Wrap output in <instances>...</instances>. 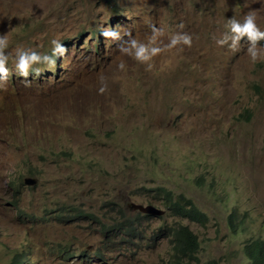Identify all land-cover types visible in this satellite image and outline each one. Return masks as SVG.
I'll use <instances>...</instances> for the list:
<instances>
[{"label":"rangeland","instance_id":"obj_1","mask_svg":"<svg viewBox=\"0 0 264 264\" xmlns=\"http://www.w3.org/2000/svg\"><path fill=\"white\" fill-rule=\"evenodd\" d=\"M250 12L264 30L262 0H0L9 40L0 264H12L17 248L30 264H167L171 239L160 231L179 223L197 235L196 264L250 263L244 246L264 242V60L250 61L246 37L236 51L216 44L228 18ZM151 25L164 30L156 46L175 32L192 43L158 53L146 71L119 45L125 33L147 43ZM53 39L63 57L54 69L34 64L41 71L30 69L25 86L17 48L51 56ZM156 186L183 193L208 221L171 215ZM148 204L163 213L141 211Z\"/></svg>","mask_w":264,"mask_h":264},{"label":"clouds","instance_id":"obj_2","mask_svg":"<svg viewBox=\"0 0 264 264\" xmlns=\"http://www.w3.org/2000/svg\"><path fill=\"white\" fill-rule=\"evenodd\" d=\"M262 2H264V0H262ZM117 15L119 14H116V16ZM150 27L152 34L148 38L147 43L138 41L137 39L131 37L130 34L125 33V35H127L129 38L127 40H123L119 45L120 51L122 53L127 54L139 63L145 64L146 71L152 68L151 58L156 56L158 53H161L167 49L175 48L178 45L191 47L192 38L185 32L172 33L169 36L168 43L166 45L161 43L160 46H156L158 38L164 35V30L153 25ZM177 27L183 28V24L181 23L177 25ZM224 28L226 31L219 39L216 40L217 45L227 46L229 49L236 51L241 37H246V40L249 42L247 54L250 61L255 64L258 60H264V45H262L261 48H257V41L264 40V30H261L256 24L255 13L250 12L246 14L242 21H238L234 18H228ZM99 32L105 38L110 37L113 40H119L121 38L119 33L109 28H101L99 29ZM96 34L97 32H90V36L95 37ZM50 43L52 45L51 56L48 53L41 54L34 50L17 48L14 57L15 74L22 78L25 86L29 84L27 77L29 75V70L32 69L34 64H38L41 61H47L48 65L54 69L55 57L57 54L63 57L65 53V47L61 45L60 41L53 39ZM8 46V36L0 35V81H6L9 76V69L6 67L7 62L9 61V54L5 52V49L8 48ZM117 67L123 70L125 65L123 62H121L117 65ZM32 71L33 74L38 75L41 70L32 69ZM97 91H104L103 84L100 88H98ZM25 254L27 256V250L25 251ZM27 258L29 260L28 256ZM14 260L12 261L14 262Z\"/></svg>","mask_w":264,"mask_h":264},{"label":"trees","instance_id":"obj_3","mask_svg":"<svg viewBox=\"0 0 264 264\" xmlns=\"http://www.w3.org/2000/svg\"><path fill=\"white\" fill-rule=\"evenodd\" d=\"M151 191H153L156 199L164 205L171 215L199 224H205L208 221L206 213L201 211L183 193H174L163 186H156ZM228 224L234 233L240 227L234 210L228 215ZM160 232H165L171 239L172 251L167 264H196L199 262L197 256L199 240L197 235L187 225L179 223ZM243 252L245 257L250 260L249 264H264V242L259 238L246 244ZM94 254L100 255V252L95 251ZM14 258L15 260L14 262L12 261V264H22L23 261L29 264L25 251L23 252L22 249H16ZM205 264H220V262L216 259H210Z\"/></svg>","mask_w":264,"mask_h":264},{"label":"water","instance_id":"obj_4","mask_svg":"<svg viewBox=\"0 0 264 264\" xmlns=\"http://www.w3.org/2000/svg\"><path fill=\"white\" fill-rule=\"evenodd\" d=\"M24 182L26 184H28V185H32V184L35 183V180L32 179V178H25L24 179ZM140 209L144 213L149 214V215H154V216H158V215H161L163 213V210L162 209H159L156 206L151 205V204H148L146 206H143Z\"/></svg>","mask_w":264,"mask_h":264}]
</instances>
